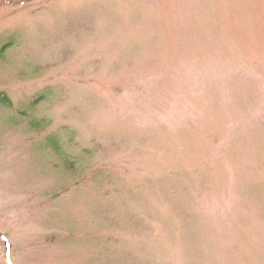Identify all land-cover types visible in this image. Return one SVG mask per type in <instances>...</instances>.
Segmentation results:
<instances>
[{
	"label": "rangeland",
	"instance_id": "1",
	"mask_svg": "<svg viewBox=\"0 0 264 264\" xmlns=\"http://www.w3.org/2000/svg\"><path fill=\"white\" fill-rule=\"evenodd\" d=\"M0 264H264V0H0Z\"/></svg>",
	"mask_w": 264,
	"mask_h": 264
},
{
	"label": "trees",
	"instance_id": "2",
	"mask_svg": "<svg viewBox=\"0 0 264 264\" xmlns=\"http://www.w3.org/2000/svg\"><path fill=\"white\" fill-rule=\"evenodd\" d=\"M4 96V95H3Z\"/></svg>",
	"mask_w": 264,
	"mask_h": 264
}]
</instances>
